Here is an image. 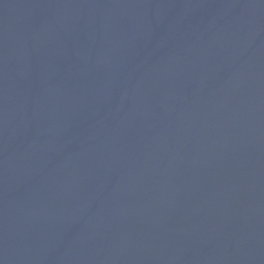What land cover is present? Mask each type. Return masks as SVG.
<instances>
[{
    "label": "water",
    "instance_id": "obj_1",
    "mask_svg": "<svg viewBox=\"0 0 264 264\" xmlns=\"http://www.w3.org/2000/svg\"><path fill=\"white\" fill-rule=\"evenodd\" d=\"M0 264H264V0H0Z\"/></svg>",
    "mask_w": 264,
    "mask_h": 264
}]
</instances>
